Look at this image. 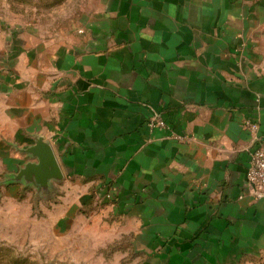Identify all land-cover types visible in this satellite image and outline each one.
<instances>
[{
    "label": "crops",
    "instance_id": "obj_1",
    "mask_svg": "<svg viewBox=\"0 0 264 264\" xmlns=\"http://www.w3.org/2000/svg\"><path fill=\"white\" fill-rule=\"evenodd\" d=\"M77 2L72 25L2 47L1 162L38 163L23 150L42 138L63 174L50 191L79 195L66 215L104 205L144 264H264L244 126L264 138V0Z\"/></svg>",
    "mask_w": 264,
    "mask_h": 264
},
{
    "label": "rangeland",
    "instance_id": "obj_2",
    "mask_svg": "<svg viewBox=\"0 0 264 264\" xmlns=\"http://www.w3.org/2000/svg\"><path fill=\"white\" fill-rule=\"evenodd\" d=\"M80 7L77 0H0V56L2 47L11 49L21 43L18 36L24 28L32 29L37 24L44 32L54 26L62 29L77 21L73 16L66 18V14H74ZM39 37L45 42L62 36ZM9 153L16 151L9 148ZM9 168L0 159V264L146 262L133 241V233L128 232L127 221L115 212L91 203L87 208L90 211L78 210L75 205L66 215V209L78 203V194H70L71 189L65 191L59 186L49 192L14 183L12 178L18 172Z\"/></svg>",
    "mask_w": 264,
    "mask_h": 264
},
{
    "label": "water",
    "instance_id": "obj_3",
    "mask_svg": "<svg viewBox=\"0 0 264 264\" xmlns=\"http://www.w3.org/2000/svg\"><path fill=\"white\" fill-rule=\"evenodd\" d=\"M30 158H37L38 163H28L12 178L14 183L33 185L40 191H49L53 180L63 179L62 171L58 165L55 153L48 143L38 139L33 147L23 150Z\"/></svg>",
    "mask_w": 264,
    "mask_h": 264
},
{
    "label": "built area",
    "instance_id": "obj_4",
    "mask_svg": "<svg viewBox=\"0 0 264 264\" xmlns=\"http://www.w3.org/2000/svg\"><path fill=\"white\" fill-rule=\"evenodd\" d=\"M149 125L151 128L168 129L165 120L158 117L152 118ZM244 126L251 136L252 147L247 180L253 186L256 197L262 199L264 198V138L260 135V124L255 119H247Z\"/></svg>",
    "mask_w": 264,
    "mask_h": 264
}]
</instances>
